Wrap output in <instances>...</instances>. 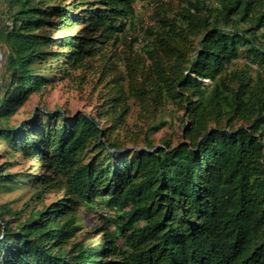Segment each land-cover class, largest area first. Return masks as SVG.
Here are the masks:
<instances>
[{"label":"trees","instance_id":"16d2710c","mask_svg":"<svg viewBox=\"0 0 264 264\" xmlns=\"http://www.w3.org/2000/svg\"><path fill=\"white\" fill-rule=\"evenodd\" d=\"M151 1L0 0V139L7 157L42 170L10 172L7 160L0 193L28 178L33 200L55 197L0 205V264H264V0L189 1L137 53L128 25ZM117 43L125 72L97 115L43 107L10 124L33 94ZM132 100L147 121L140 147L122 136ZM174 123L177 142L151 139ZM81 208L115 213L98 244L82 234Z\"/></svg>","mask_w":264,"mask_h":264},{"label":"rangeland","instance_id":"374dc122","mask_svg":"<svg viewBox=\"0 0 264 264\" xmlns=\"http://www.w3.org/2000/svg\"><path fill=\"white\" fill-rule=\"evenodd\" d=\"M72 2V0H62V2ZM189 1L195 2V0H160L159 2H138L135 4V16L132 18V22L128 25V40L139 38L140 41L136 45V52H142V46L147 41H153L154 37H149L145 32L149 29L156 30L161 27L159 20L163 18H176L177 14L183 7L189 5ZM208 2L214 3L216 0H208ZM82 26H78L76 30L81 29ZM54 36H61L62 32H52ZM263 39V37H262ZM261 39V40H262ZM125 46L122 43L112 44L104 50L100 57L93 59L87 68L80 69L78 71H70L69 75H59L53 82V84L41 92L33 94L25 107L20 109L10 119V124L18 125L25 119L34 115L39 108H46L49 110L61 109L68 112L71 116L78 113L97 115L96 110L102 108V103L107 97V91L110 87V82H113L114 75L117 73H124L125 67L122 61L124 55ZM2 56V53H1ZM245 58L240 57L235 62L237 66L241 67L245 63ZM4 59L1 57L0 62V76L2 72V65ZM132 109L127 118L128 131H122V136L126 134L131 136L140 137L138 146L143 145V138L146 134L147 121L144 117L140 107L131 101ZM172 110V106L166 108L169 113ZM170 120V117H165ZM105 121H102V125ZM177 123H174L172 127L164 126L156 133H153L150 137L156 144L161 143L162 138L172 139L174 142L179 140V134ZM131 145V143H127ZM9 150L8 144H5L0 139V164L10 161V172H26L41 173V167L34 162V159L25 160L21 155L17 154L15 158L7 157ZM35 188L32 183H28V178L20 184L19 189L10 191L8 189L0 193V205L9 203V206L13 209L24 208L25 206L42 208L43 204H50L55 200L54 195H46L44 202L33 200L35 194ZM102 215L104 217H102ZM113 210L106 208H97L92 211H88L85 208H81L79 211L78 223L83 228V233L87 237H90L88 243L98 244L102 240L101 229L98 226L104 222L103 218H109L114 216Z\"/></svg>","mask_w":264,"mask_h":264},{"label":"bare ground","instance_id":"6f19581e","mask_svg":"<svg viewBox=\"0 0 264 264\" xmlns=\"http://www.w3.org/2000/svg\"><path fill=\"white\" fill-rule=\"evenodd\" d=\"M1 57H2V56H1V54H0V62H1Z\"/></svg>","mask_w":264,"mask_h":264},{"label":"water","instance_id":"95a60500","mask_svg":"<svg viewBox=\"0 0 264 264\" xmlns=\"http://www.w3.org/2000/svg\"><path fill=\"white\" fill-rule=\"evenodd\" d=\"M0 54H1V50H0Z\"/></svg>","mask_w":264,"mask_h":264}]
</instances>
